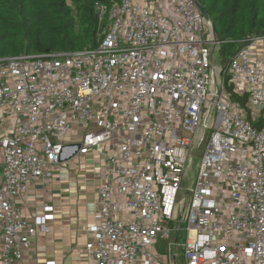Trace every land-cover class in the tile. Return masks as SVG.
Instances as JSON below:
<instances>
[{
	"label": "built area",
	"instance_id": "1",
	"mask_svg": "<svg viewBox=\"0 0 264 264\" xmlns=\"http://www.w3.org/2000/svg\"><path fill=\"white\" fill-rule=\"evenodd\" d=\"M96 10L106 23L96 48L0 59L2 263L22 262L53 219L50 206L33 223L23 218L19 201L33 181L64 158L95 153L105 167L98 222L86 229L90 264H264V128L228 91L264 126V63L250 46L258 38L215 81L219 42L197 0ZM78 127L81 140L68 145Z\"/></svg>",
	"mask_w": 264,
	"mask_h": 264
},
{
	"label": "trees",
	"instance_id": "2",
	"mask_svg": "<svg viewBox=\"0 0 264 264\" xmlns=\"http://www.w3.org/2000/svg\"><path fill=\"white\" fill-rule=\"evenodd\" d=\"M69 2L75 7L72 9ZM117 0H0V57L94 49L104 25L97 4ZM216 29L217 51L224 72L238 52L264 37V0H197ZM76 12V13H75ZM104 24V25H103ZM228 81V77H226ZM233 101L243 105L228 87ZM263 129L262 122L254 125Z\"/></svg>",
	"mask_w": 264,
	"mask_h": 264
},
{
	"label": "crops",
	"instance_id": "3",
	"mask_svg": "<svg viewBox=\"0 0 264 264\" xmlns=\"http://www.w3.org/2000/svg\"><path fill=\"white\" fill-rule=\"evenodd\" d=\"M250 46L252 57L264 63V40L258 38ZM214 63L219 80L221 65L215 56ZM240 104L248 119L254 125L259 123L254 120L255 113L246 108V103ZM259 114L257 112V116ZM82 133L81 127L76 128L68 145L78 144ZM104 167L105 158L95 153L73 154L51 167L50 177L33 181L19 201L23 218L33 223L35 218L44 214V208L50 206L53 219L48 222L46 233L39 232L30 238L31 245L25 251L24 260L18 264H90L85 248L92 237L86 229L98 222L99 189ZM22 238L26 240L27 235L22 233ZM0 264H3L1 259Z\"/></svg>",
	"mask_w": 264,
	"mask_h": 264
},
{
	"label": "rangeland",
	"instance_id": "4",
	"mask_svg": "<svg viewBox=\"0 0 264 264\" xmlns=\"http://www.w3.org/2000/svg\"><path fill=\"white\" fill-rule=\"evenodd\" d=\"M69 6L72 8V9H74L75 7L73 6V3L72 2H69ZM76 13V12H75ZM104 25V24H103ZM213 25V24H212ZM214 27V26H213ZM102 31V30H101ZM214 31V30H213ZM101 33V32H100ZM214 35H215V39L217 40V32H215L214 33ZM99 37H100V34H99ZM0 59H1V57H0ZM215 59L217 60V63H219L218 62V60H219V53H218V51L216 50L215 51ZM215 73H217V71L215 72ZM214 76L215 77H217L215 74H214ZM215 81H217V79L215 78ZM214 113H215V111H214V109H213V111H212V116H214ZM205 131L207 132V136H206V139H205V141L199 146V140H200V138L198 139V140H196V142L194 143V146H195V148H194V163H193V165H192V169H190V171H189V173H188V175H187V178H186V180H185V182H184V191L182 192V194H181V196H180V199H179V202H178V205H179V207H178V210H179V212H184V210L186 209V207L188 206V203H189V199H190V192H189V188L191 187L190 185H191V183L193 184V183H195L196 182V180H197V176H198V166H199V164H200V162H201V159H202V157H203V154H204V152H205V149H206V142H207V140H208V137L210 136V133L212 132V130L210 129L209 131H208V129H205ZM188 210V209H187ZM183 240V238H181V240L180 241H182ZM164 245L165 244H163L162 242H160L159 243V245H158V250H159V252H164V250H165V248H164ZM179 264H182L180 261L178 262Z\"/></svg>",
	"mask_w": 264,
	"mask_h": 264
},
{
	"label": "water",
	"instance_id": "5",
	"mask_svg": "<svg viewBox=\"0 0 264 264\" xmlns=\"http://www.w3.org/2000/svg\"><path fill=\"white\" fill-rule=\"evenodd\" d=\"M202 12H203V14H204V16L206 17V19L208 20V17H207V14H206V12L202 9ZM213 30H214V33L216 32V29L213 27Z\"/></svg>",
	"mask_w": 264,
	"mask_h": 264
}]
</instances>
